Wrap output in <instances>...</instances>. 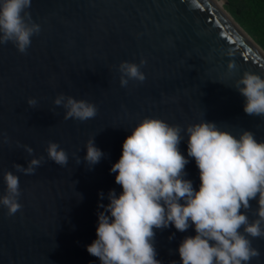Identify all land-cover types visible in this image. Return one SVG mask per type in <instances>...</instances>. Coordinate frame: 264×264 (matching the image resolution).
Listing matches in <instances>:
<instances>
[{"label": "water", "instance_id": "1", "mask_svg": "<svg viewBox=\"0 0 264 264\" xmlns=\"http://www.w3.org/2000/svg\"><path fill=\"white\" fill-rule=\"evenodd\" d=\"M26 11L39 25L27 50L0 43V195L12 171L21 205L13 215L0 206V264H100L85 247L96 238L98 192L107 204L110 189L121 191L109 169L143 119L179 126L182 136L203 119L264 141V117L246 114L231 87L245 71L264 77V52L212 0H32ZM123 61L138 64L145 79L121 86ZM61 93L93 103L96 115L65 119L53 103ZM92 138L104 156L89 166ZM49 142L65 150V165L48 158ZM177 147L187 155L186 138ZM183 172L198 188L194 158ZM249 203L254 221L257 204ZM153 230L155 258L180 264L177 247L193 228ZM249 239L261 253L250 264H264V237Z\"/></svg>", "mask_w": 264, "mask_h": 264}, {"label": "clouds", "instance_id": "2", "mask_svg": "<svg viewBox=\"0 0 264 264\" xmlns=\"http://www.w3.org/2000/svg\"><path fill=\"white\" fill-rule=\"evenodd\" d=\"M32 0H0V43L12 42L25 52L39 25L28 22L26 9ZM235 65H228L229 72ZM121 86L129 80L145 79L140 66L123 61ZM244 97L246 114L264 117V77L245 71L231 86ZM53 103L65 109V119L86 121L96 115V106L61 93ZM36 104L34 98L28 100ZM157 118L138 122L125 137L121 155L109 169L116 173L117 194L98 192L96 238L87 252L100 264H161L156 259L154 228L174 227L194 235L185 236L177 247L180 264H250L261 255L249 237H264V141L249 130L238 136L215 122L201 120L183 129ZM187 155L178 144L185 140ZM84 160L95 165L104 156L92 138L85 146ZM48 158L65 165L68 155L56 142H49ZM194 158L200 184L194 188L183 172ZM80 162V159H79ZM78 162V163H79ZM37 164V160L31 162ZM4 194L0 206L9 215L21 207L19 178L12 171L3 174ZM80 198L81 194H80ZM255 200L257 219L250 221L247 209ZM243 209V211H241ZM171 264H176L172 261Z\"/></svg>", "mask_w": 264, "mask_h": 264}, {"label": "rangeland", "instance_id": "3", "mask_svg": "<svg viewBox=\"0 0 264 264\" xmlns=\"http://www.w3.org/2000/svg\"><path fill=\"white\" fill-rule=\"evenodd\" d=\"M223 3V8L229 13L228 8H227V0H221ZM237 8H240V15L243 14L244 12V3L241 0V2H236ZM230 14V13H229ZM231 15V14H230ZM233 20L247 33V35L260 47V49L264 52V28L262 26H257L253 20V17H251L250 14L243 15L241 19H238L235 16L231 15ZM241 21H245V25L241 24ZM250 29V32L247 30Z\"/></svg>", "mask_w": 264, "mask_h": 264}, {"label": "trees", "instance_id": "4", "mask_svg": "<svg viewBox=\"0 0 264 264\" xmlns=\"http://www.w3.org/2000/svg\"><path fill=\"white\" fill-rule=\"evenodd\" d=\"M234 1L241 2V0H227V8L231 15L241 19L243 15L250 14L255 24L264 28V0H242L246 9L241 16H239L240 8H237ZM241 24L245 25V21H241ZM247 30L250 32V29Z\"/></svg>", "mask_w": 264, "mask_h": 264}, {"label": "bare ground", "instance_id": "5", "mask_svg": "<svg viewBox=\"0 0 264 264\" xmlns=\"http://www.w3.org/2000/svg\"><path fill=\"white\" fill-rule=\"evenodd\" d=\"M212 2L222 11L223 9V3L221 0H212Z\"/></svg>", "mask_w": 264, "mask_h": 264}]
</instances>
